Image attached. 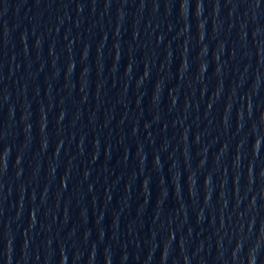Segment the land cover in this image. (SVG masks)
Here are the masks:
<instances>
[{
    "label": "water",
    "instance_id": "water-1",
    "mask_svg": "<svg viewBox=\"0 0 264 264\" xmlns=\"http://www.w3.org/2000/svg\"><path fill=\"white\" fill-rule=\"evenodd\" d=\"M0 264H264V0H0Z\"/></svg>",
    "mask_w": 264,
    "mask_h": 264
}]
</instances>
